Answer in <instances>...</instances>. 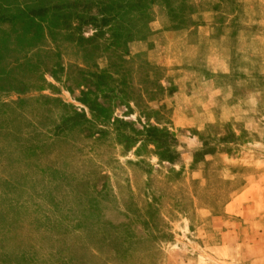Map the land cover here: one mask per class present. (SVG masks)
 I'll return each instance as SVG.
<instances>
[{
    "label": "rangeland",
    "instance_id": "374dc122",
    "mask_svg": "<svg viewBox=\"0 0 264 264\" xmlns=\"http://www.w3.org/2000/svg\"><path fill=\"white\" fill-rule=\"evenodd\" d=\"M38 1L65 0L0 11ZM168 1L128 45L131 111L113 101L104 127L76 117L92 120L80 71L121 49L0 20V264H264V0ZM143 61L172 89L160 104L142 95ZM147 116L175 139L176 165L115 139L112 119L133 135ZM206 143L215 154L198 159Z\"/></svg>",
    "mask_w": 264,
    "mask_h": 264
},
{
    "label": "trees",
    "instance_id": "16d2710c",
    "mask_svg": "<svg viewBox=\"0 0 264 264\" xmlns=\"http://www.w3.org/2000/svg\"><path fill=\"white\" fill-rule=\"evenodd\" d=\"M89 1L65 0L57 5L41 4L39 1L32 5L26 3L17 5L15 3L16 5H13L12 8L8 7V9L0 11V20L9 23L12 28L20 26L24 33H29L32 29L33 38L39 36L43 27L49 28V30H72L78 33L75 40L77 43H85L93 49L97 48L99 40L107 35L103 47L106 50H112L114 57L117 49H121V55H116L117 63L110 62L105 69H95L92 73L80 71L83 74V83H81L82 90L77 102L88 110L92 120L87 121L83 115H76V117L82 119L83 123L104 127L110 123L113 101L117 100L120 105H124L128 111H131L128 101L134 100V93L128 86L131 83L128 77L132 75L130 65L133 59L130 58L128 45L135 40L134 35L140 30L147 29L152 21L153 6L158 2L167 5L169 1L95 0L92 4ZM170 11H172V7H170ZM179 18H182V20L180 19L182 22L177 23L173 27L174 30L184 27L183 14ZM73 21L76 22V25L73 24ZM83 27H92L93 36L84 39L81 36ZM140 68L145 71L140 81L143 86L142 95H146L149 103H162L167 94H171L172 89L163 87L160 79L152 78L151 73H157L158 70L151 67L147 61H143ZM145 120L146 124L141 131L132 130L133 135H127L118 128V125L124 123L119 119H112L111 125L116 133L115 139L122 142L127 150L133 149L138 144V148L152 146L159 163L176 165L179 155L174 149L175 139L167 130L151 126L148 121L149 116L145 117ZM69 122L67 120L64 124L69 127L68 130L72 128ZM131 125L129 124V126ZM98 132V135L106 133L101 130ZM228 136L230 140L237 141L234 135L229 134ZM228 141L227 138L217 140L218 143L229 144ZM207 146L206 143V152L196 155L198 159H202L205 155L215 154V151L208 149ZM151 205L148 206V210H152Z\"/></svg>",
    "mask_w": 264,
    "mask_h": 264
}]
</instances>
